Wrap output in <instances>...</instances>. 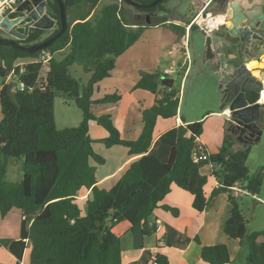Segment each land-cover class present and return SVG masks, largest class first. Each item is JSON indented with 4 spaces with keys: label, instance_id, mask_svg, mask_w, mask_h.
Instances as JSON below:
<instances>
[{
    "label": "trees",
    "instance_id": "1",
    "mask_svg": "<svg viewBox=\"0 0 264 264\" xmlns=\"http://www.w3.org/2000/svg\"><path fill=\"white\" fill-rule=\"evenodd\" d=\"M100 1L63 0L66 17L70 11L80 10L82 5H88L89 9L67 20L64 34L45 49L53 55L65 49L67 53L61 60L54 56L44 76L40 63L29 62L35 60L40 51L29 54L14 47L0 46V78L4 81L12 74L11 82L0 89V215L5 217L10 210L17 209L30 223L29 264H121V235L114 232V226L125 223L130 231L141 224L143 236L154 234L157 226L149 223L153 212L161 208L178 216V209L160 203L172 186L187 191L193 176L196 187L192 209L202 213L209 198L203 190L207 178L200 176L199 170L206 165L211 166V176L220 185L210 197L225 194L230 205L223 233L246 246V264H264V242H258L264 230L248 232L247 220L236 202L239 196H232L229 191L238 183L252 196L259 193L261 180L250 177L246 167L248 145L227 157L233 145L227 135L217 153L211 154L207 161L194 163L192 151L203 132V123L196 122L177 129L178 141L171 148L167 162H161L150 152L153 131L158 118L176 117L178 98L174 89L164 86L160 89L159 72L141 74L134 86V90L155 96L162 93L160 99L155 97L148 110L142 111L143 127L137 140L121 139L110 116L96 118L92 114L93 103L116 104L120 100L117 94L106 95L98 101H92V96L96 86L113 71L114 59L136 43L145 28L144 24L139 26L122 20L121 5L131 7L123 0H112L96 12ZM133 1L147 4L150 0ZM47 5L60 28L56 0H47ZM175 31L184 34L185 30L176 27ZM42 35L43 31L31 29L20 43L35 45ZM24 60L29 63L22 65L24 71L19 74L18 63ZM75 64L89 74L82 89L69 73V68ZM20 82L24 90L12 91ZM57 95L72 100L81 111L82 121L78 126L56 128L54 99ZM91 120L108 133L102 142L106 149L121 146L127 148L130 155L141 156L109 190L97 187L95 167L90 164V161L100 166L105 163L94 152L89 138ZM10 159L22 165L23 175L19 182L5 181ZM81 191H89L83 210L77 199ZM196 242L199 243L197 239ZM161 250L157 247L147 264H169ZM201 260L208 264L230 263L228 249L222 244L202 247Z\"/></svg>",
    "mask_w": 264,
    "mask_h": 264
},
{
    "label": "crops",
    "instance_id": "2",
    "mask_svg": "<svg viewBox=\"0 0 264 264\" xmlns=\"http://www.w3.org/2000/svg\"><path fill=\"white\" fill-rule=\"evenodd\" d=\"M212 2L213 0H211L210 4ZM220 17L221 16L217 15L215 10H208V16L202 19V27L208 29L209 33L200 30L196 26L193 29H186V25L178 24V22H166L164 25L154 26V28L165 27L170 30H166V32L170 34L164 33L166 38L165 42H163V47L167 49V52L172 58L175 56L177 57V73L182 71L181 82L191 75L193 69L195 76V78L193 76L194 82H197L196 76L202 75L204 72L216 77V81L213 79L215 87L212 92L213 103L210 108L211 110L197 116L188 115L185 118V116L182 115V110L179 108L180 92L175 90L177 93L176 97L178 98L176 117L157 119L153 131L150 152L154 153L163 163L167 162L171 148L178 141L177 129L179 127H186L196 122H202L203 132L201 136L196 139V143L202 145L210 155L219 151L224 138L229 135L225 123L226 117H224L222 114L223 112L220 111V92L218 91V78L216 74H219L218 68L221 62L223 63L226 58H233V55L230 53H221L217 49V44L213 39L218 27L224 22V17H221V21L216 22ZM176 27L184 29V34L177 33L175 31ZM192 31L203 34L206 39L204 40L203 37L200 42L195 40L191 44L192 36L190 34ZM207 39H212L208 48L205 47ZM187 55L189 58H187ZM172 63L175 64L176 62L172 60ZM246 68L252 72L251 74L254 77L264 80V74H262L264 56L261 57L260 62H251L246 65ZM155 72L157 71L151 70L143 73ZM254 73H258V75L255 76ZM139 78H133V85H135ZM160 78H162V76H160ZM11 79L12 77L8 76L2 82V85L8 84L11 82ZM162 87L163 86L160 87L161 90L163 89ZM161 96L162 93L156 95V98L160 99ZM1 118L2 115L0 112V120ZM90 130L91 129H89V133L91 132ZM100 135L101 137H105L103 133H100ZM185 136H189V134ZM228 138L233 142V145L228 151L227 157L243 149L244 146L237 143L230 135ZM106 153L110 154L107 155ZM101 155L105 160L104 165L97 166L93 161H90V164L95 167L97 187L104 190H109L115 185L128 166L141 157L130 155L128 149L121 146H113L109 151ZM203 167V169L199 170V174L207 178V183L203 190L205 196L209 198V203L202 213H198L192 209L193 192L196 187V180L194 177V183L191 184L190 181L187 191L172 186L171 191L160 203V205L178 209V216L174 217L170 212L161 208L153 212L152 216L149 218V223L156 224L157 226V230L154 234L143 236L141 233V224L134 226L130 231L125 223H119L114 226V232L121 235V264H147L150 254L153 253L157 247L162 249L161 252L167 257L169 264H208L201 260L202 247L219 244L227 247L230 258L229 264H245L248 252L247 254L245 253L246 249L244 245L241 246L238 240L229 239L223 233L224 222L228 219L230 214V205L227 201V196L225 194H218L215 197H210L217 182L211 176V166L206 165ZM88 196L89 191H81L77 197L82 210L85 207V201ZM23 220L25 219L22 212L17 209L10 210L5 217H1L0 215V264H29V241L26 242V250L20 262L8 251L9 244L20 238L21 221ZM26 227L29 229L30 223L26 222ZM248 232H259V230H248ZM196 239L199 243L196 242ZM258 242H264V236L260 237Z\"/></svg>",
    "mask_w": 264,
    "mask_h": 264
},
{
    "label": "rangeland",
    "instance_id": "3",
    "mask_svg": "<svg viewBox=\"0 0 264 264\" xmlns=\"http://www.w3.org/2000/svg\"><path fill=\"white\" fill-rule=\"evenodd\" d=\"M112 0H102L96 8L98 12L103 6L111 3ZM120 3V2H119ZM121 4V3H120ZM89 9L88 5H82L80 10H72L67 17L68 22L79 15L84 14ZM137 10L126 5H121V18L125 23H137L133 17L140 14ZM132 20V21H128ZM143 23H137L141 26ZM145 28L139 40L131 45L125 53L114 59L115 67L110 73V76L100 82L92 96V101H98L106 95L117 94L120 100L116 104H97L93 103L91 112L94 117L103 115L110 116L113 126L118 130L121 139L126 141H135L142 131V111L148 110L154 103L155 95L134 90L133 78H139L143 72L151 70L157 71L163 78L174 81L173 89L180 92L179 108L182 110V115L197 116L211 110L213 103V79L209 73L204 72L202 75L196 76L197 82L193 81L194 69L191 75L182 81V71L175 72L172 75L165 76L163 71L172 66V60L176 63L174 67L178 70L176 56L171 57L167 49L163 47L166 35L164 33L170 31L169 28H154L149 24L142 25ZM56 29V28H55ZM170 34V33H169ZM192 31L191 44L203 39V34ZM0 38L10 40L7 34L0 33ZM206 38L204 37V40ZM67 49L55 55L57 60H61ZM28 63L27 60L23 61ZM47 68H42L41 75L44 76ZM70 75L75 78L80 85V89L86 86L89 80V74L83 72L81 65H73L69 68ZM195 78V76H194ZM3 79L0 78V89ZM136 84V83H135ZM54 119L56 128L59 130L65 128H73L82 121V113L76 107L72 100L64 98L62 95H57L54 99ZM89 138L92 141L94 151L99 155L109 151L103 145V140L108 137V133L97 124L95 120L89 122ZM103 133L105 137H101ZM250 148L246 167L250 177H259L261 187L259 193L255 196L251 194H241L236 202L247 220V229L264 230V134L260 137L257 143L247 144ZM107 154V153H106ZM108 153L107 155H109ZM103 157V156H102ZM104 158V157H103ZM98 166V165H97ZM202 167L201 169H203ZM200 169V170H201ZM23 175V169L20 162L13 159L7 161L5 181L8 183L19 182ZM200 175V174H199ZM194 177H191V184L194 183ZM22 223V221H21ZM247 250L246 246H244ZM245 253L247 254L248 250ZM245 262V261H244ZM246 264V262H245Z\"/></svg>",
    "mask_w": 264,
    "mask_h": 264
},
{
    "label": "water",
    "instance_id": "4",
    "mask_svg": "<svg viewBox=\"0 0 264 264\" xmlns=\"http://www.w3.org/2000/svg\"><path fill=\"white\" fill-rule=\"evenodd\" d=\"M129 6L145 10L158 5L162 0L150 4H140L133 0H123ZM209 0H169L165 22H178L188 25L194 16L200 12ZM59 7L60 29L56 34L38 43L24 46L20 43L27 38L30 29L43 32L51 31L56 26L52 18L47 0H0V33L7 34L12 40L0 38V46L14 47L20 51L32 54L49 48L67 29V17L63 0H56ZM225 12L217 14L225 18L218 27L213 39L221 53H230L233 58H226L219 66L218 91L220 92V111H229L226 127H235L234 139L241 145L257 143L264 134V106L257 103L262 82L254 78L246 68L249 60L257 58L260 62L264 56V0H222ZM208 8L203 15L208 14ZM13 12L22 13L21 17L11 19ZM20 25L19 22L25 21ZM21 30V31H20ZM212 39H207L208 48ZM222 54V56H223ZM49 67V64H48ZM264 74V71L262 72ZM159 83L172 88L174 81L160 78ZM228 132V131H227ZM245 135V137H244ZM257 136V137H255ZM29 241V232L25 220L22 221L20 238L12 241L8 251L22 261Z\"/></svg>",
    "mask_w": 264,
    "mask_h": 264
},
{
    "label": "built area",
    "instance_id": "5",
    "mask_svg": "<svg viewBox=\"0 0 264 264\" xmlns=\"http://www.w3.org/2000/svg\"><path fill=\"white\" fill-rule=\"evenodd\" d=\"M211 0L208 1L205 5V7L200 11L198 12L194 18L191 20V22L186 26V29H189L191 27H197L199 28L200 30H203L204 32L206 33H209V30L206 29V28H203L202 27V23H199L198 20L199 19H202L203 17V14L205 13V10L207 9L208 5L210 4ZM208 16V14L206 15ZM206 18V17H205ZM203 21V20H202ZM55 55L51 54L50 52H47L45 50H42L40 51V54L36 57L35 60L33 61H29V62H38L42 65V68L46 67L48 69V64L49 62L51 61V59L54 57ZM187 58L188 55H187ZM28 62V63H29ZM23 64H27V63H20L18 64L20 66V71H19V74H22L24 69L22 67ZM178 70L175 69L174 67V63H172V66L166 70L163 71V75L165 76H168V75H172L174 74L175 72H177ZM9 76L12 77V74H10ZM262 82V89L259 91V100L257 101V103H259L260 105H264V80H261ZM24 85L23 83H18L17 86L13 87L12 88V91L18 89L19 91H23L24 90ZM223 116L226 117V118H229L230 116V112L229 111H224L223 113ZM210 157V154L208 153V151L202 147V145L196 143L195 144V147L192 151V160L194 163H199V162H204V161H207ZM220 185L216 184L215 186V189L219 188ZM229 191L231 193L232 196H240L241 194H247V192L245 190H243L238 183L234 184L233 187L229 188ZM155 264V263H153Z\"/></svg>",
    "mask_w": 264,
    "mask_h": 264
},
{
    "label": "flooded vegetation",
    "instance_id": "6",
    "mask_svg": "<svg viewBox=\"0 0 264 264\" xmlns=\"http://www.w3.org/2000/svg\"><path fill=\"white\" fill-rule=\"evenodd\" d=\"M155 0H150L147 4H150L152 2H154ZM169 0H162L158 5H156L155 7H152V8H149V9H145L144 12L142 11H138V12H141L140 14H136L133 19H136V22L137 23H143V24H149V26H159V25H164L166 22V16H169L167 10H166V5L168 3ZM48 7V5H47ZM209 10H215L216 13L218 14H223L222 12H225V5L223 6L222 4V0H213V2L207 7ZM22 16V13L20 12H13V14L10 15V18L11 19H16L18 17H21ZM206 16L203 15L202 19H204ZM223 17V16H221ZM221 17H220V21H221ZM225 20V18H224ZM25 22H27V20L25 21H21L19 22L20 25L24 24ZM57 27V24L55 26V28ZM55 28L50 32V31H45L43 32V39L47 38V37H51L53 36V32L55 31ZM58 28V27H57ZM56 28V29H57ZM60 28H58L59 30ZM31 30V29H30ZM29 30V32H30ZM21 31V30H20ZM28 32V34H29ZM58 32V31H57ZM56 32V33H57ZM55 33V34H56ZM53 34V35H52ZM10 37V36H9ZM13 38H11L10 40H12ZM21 42V41H20ZM251 62H259V60L257 58H252L251 60H249V63ZM248 63V64H249ZM264 71V68L262 69V72ZM251 72V71H250ZM252 73V72H251ZM255 76L258 75V73H254ZM253 76V75H252ZM254 77V76H253ZM256 78L257 80L261 81V79L257 78V77H254ZM237 129L233 126H230L229 128H227V131L229 133V135L234 138V139H237V136L239 135V132L237 134V136L235 135V131ZM245 137V135H244ZM257 137V136H255Z\"/></svg>",
    "mask_w": 264,
    "mask_h": 264
},
{
    "label": "bare ground",
    "instance_id": "7",
    "mask_svg": "<svg viewBox=\"0 0 264 264\" xmlns=\"http://www.w3.org/2000/svg\"><path fill=\"white\" fill-rule=\"evenodd\" d=\"M218 21H220V18H218V19L216 20V22H218ZM198 22H199V23H202L203 21H202V19H199Z\"/></svg>",
    "mask_w": 264,
    "mask_h": 264
}]
</instances>
